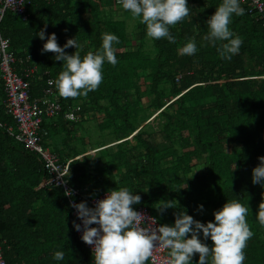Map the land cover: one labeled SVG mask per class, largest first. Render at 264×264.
<instances>
[{"label": "trees", "instance_id": "obj_1", "mask_svg": "<svg viewBox=\"0 0 264 264\" xmlns=\"http://www.w3.org/2000/svg\"><path fill=\"white\" fill-rule=\"evenodd\" d=\"M28 2L27 20L20 22L5 12L0 34L13 55L29 56V64L35 66L30 99L41 96L46 78L53 81L60 112L41 123L46 131L42 147L60 164L71 160L69 184L86 188L90 197L126 187L141 197L133 209L144 207L159 226H171L175 214L183 210L201 223L212 222L214 212L237 200L249 208L246 220L253 232L244 249V264H264V224L259 221L264 185L252 183V169L264 156V28L247 14L246 7L240 4L244 15H233L229 25L243 43L237 55L225 60L217 51L221 42L212 46L203 39L206 22L222 0H187L190 19L169 28L174 44L148 37L146 26L133 18L138 37L133 46L131 33L115 12L119 8L131 13L113 0ZM41 29L44 40L36 35ZM53 33L60 47L72 38L83 44L82 58L88 51L100 50L104 33L119 38L113 45L117 64L105 62L97 90L75 99L58 94L55 81L64 62L56 61L53 53L41 54ZM200 37L203 42L198 43ZM191 38L197 52L182 55L180 49ZM146 40L149 49H144ZM75 51L65 49L69 55ZM145 78L148 81L141 84ZM2 101L0 82L2 259L6 264H93L75 236L61 189L42 186L48 179L42 161L8 135L6 129H14V124L5 115ZM150 110L158 111L152 117L157 120L155 126L151 119L146 122ZM65 112L76 118L64 119ZM91 130L95 131L93 141L85 137ZM86 149L96 152L85 154ZM198 165L202 169L193 171ZM162 201H172L173 208L159 213ZM200 205L203 211L198 210ZM203 242L212 246L210 239ZM57 251L65 253L63 260L54 259ZM198 260L194 254L191 264Z\"/></svg>", "mask_w": 264, "mask_h": 264}, {"label": "clouds", "instance_id": "obj_2", "mask_svg": "<svg viewBox=\"0 0 264 264\" xmlns=\"http://www.w3.org/2000/svg\"><path fill=\"white\" fill-rule=\"evenodd\" d=\"M119 2L123 10L130 12L133 18H139L140 23L146 26L148 37L155 40L166 38L173 44L176 39L170 34V26L189 17L191 11L187 0ZM244 11L239 0H222L206 22L208 32L203 39L212 46L221 42L217 51L222 59L231 60L239 53L243 41L230 30L229 25L233 15H244ZM36 35L44 40L45 30L41 29ZM3 43L7 44V41ZM114 43L118 44L119 38L114 34L104 33L100 50L95 53L88 51L82 58L81 50L84 45L75 38L68 39L60 47L56 35H49L41 54L53 53L56 61L64 62V70L55 81L58 94L65 99H75L86 97L89 92L97 90L103 80L102 68L105 62L113 66L117 64ZM67 48H75L76 51L69 55L65 52ZM180 52L182 55H194L197 52L195 38L189 39ZM132 135L126 139H130ZM121 141L123 140L114 144ZM89 151L93 152L88 153ZM95 152L96 150H87L85 154ZM258 160V166L252 169V183L264 185V156L258 157ZM66 193L67 196L72 195L71 191ZM140 201L139 195H134L124 187L108 191L103 199L95 202L94 207H88L85 202L71 205L76 210L77 219L82 222V228L81 224L75 222L73 228L78 232L82 230L81 240L91 246L93 264H146L156 247L169 250L167 264H191L194 254L199 255L198 264H209V257L211 264H244V249L253 232L246 220L249 208L242 203L237 200L226 202L220 210L213 213L212 222L201 223L183 210L175 214L174 224L171 226L154 227L152 224L144 228L140 225L145 223L146 217L133 209V205ZM169 208H173L172 201H162L157 211L162 214ZM198 210L203 211V206H198ZM259 221L264 224V211L259 213ZM90 225L97 227H89ZM201 234L203 240H211V247L203 242ZM64 256L63 251L54 253L57 261L63 260Z\"/></svg>", "mask_w": 264, "mask_h": 264}, {"label": "built area", "instance_id": "obj_3", "mask_svg": "<svg viewBox=\"0 0 264 264\" xmlns=\"http://www.w3.org/2000/svg\"><path fill=\"white\" fill-rule=\"evenodd\" d=\"M44 1L51 2L52 0ZM113 3L115 6L122 7L119 0H113ZM239 3L244 5L247 14L251 15L264 28V0H239ZM28 4V0H0V20L5 12H9L20 22H25L28 18L26 8ZM3 41H7V44H4ZM34 73L35 66L29 64V56L21 59L13 55L9 51L8 40L0 34L2 104L5 115L10 117L14 124V129L8 127L6 131L25 150L39 157L48 175V179L44 181L43 185L61 189L70 210L72 224L74 222L81 224L82 228V222L77 219L76 210L71 205L73 203L85 202L88 207H94L95 202L103 199L107 192L90 197L86 188L76 189L72 187L67 180V166L71 160L60 164L52 152L42 147V138L46 135V131L41 127V123L43 120L56 117L60 112V107L54 101L53 81L50 78H46L45 86L42 88L39 98H29V81L33 78ZM62 116L64 119L70 121L76 118L71 112H65ZM71 116L75 118H70ZM92 152L89 151L88 153ZM80 157L78 156L73 160L79 159ZM68 191H71V196H67L66 192ZM135 211L142 213L146 217L145 223H142L140 227L147 228L152 224H154V227L159 226L156 219L145 208L139 206ZM89 227H97V225H90ZM81 235L82 230L80 232L75 230V236L87 254L92 258V248L81 240ZM168 253V249L156 247L147 264H167L169 258ZM0 264H6L1 257V252Z\"/></svg>", "mask_w": 264, "mask_h": 264}, {"label": "rangeland", "instance_id": "obj_4", "mask_svg": "<svg viewBox=\"0 0 264 264\" xmlns=\"http://www.w3.org/2000/svg\"><path fill=\"white\" fill-rule=\"evenodd\" d=\"M116 17H118V18H120V19H122L123 21H124V23H125V27H126V30H127V32L128 33H131V36H130V45L131 46H133V45H135L136 44V42H137V40H138V37H137V35L133 32V17H132V15H130V14H128V13H125V12H123L121 9H119V8H116ZM188 19H190V16L188 17ZM197 42L198 43H201V42H203V39H202V37H200V38H198L197 39ZM150 48V42L148 41V40H146L145 42H144V49H149ZM179 53H181L180 51H179ZM145 80L146 81H148V79H141L140 80V82H141V84L143 83V82H145ZM142 100H144V98L142 99ZM147 103V102H146ZM151 111V115L148 117V119L146 120V122L147 121H149L150 119V123L153 125V126H155L156 124H157V120L156 119H154V120H152V117L153 116H155V114L158 112V111H152V110H150ZM81 134H83V133H81ZM85 137H87L90 141H93L94 139H95V131H93V130H91L90 132H88V134H86L85 135ZM114 143H112L111 145H113ZM202 169V166L201 165H198V166H196V167H194L193 168V171H195V170H201Z\"/></svg>", "mask_w": 264, "mask_h": 264}, {"label": "crops", "instance_id": "obj_5", "mask_svg": "<svg viewBox=\"0 0 264 264\" xmlns=\"http://www.w3.org/2000/svg\"><path fill=\"white\" fill-rule=\"evenodd\" d=\"M88 149H86V151H87Z\"/></svg>", "mask_w": 264, "mask_h": 264}]
</instances>
